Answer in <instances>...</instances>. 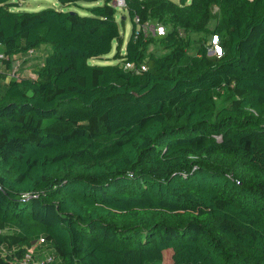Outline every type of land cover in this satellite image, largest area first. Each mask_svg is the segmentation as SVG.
Returning <instances> with one entry per match:
<instances>
[{"label": "trees", "instance_id": "obj_1", "mask_svg": "<svg viewBox=\"0 0 264 264\" xmlns=\"http://www.w3.org/2000/svg\"><path fill=\"white\" fill-rule=\"evenodd\" d=\"M58 1L88 14L0 0L4 54L52 49L0 83V264H264V0H125L126 44L114 0Z\"/></svg>", "mask_w": 264, "mask_h": 264}, {"label": "rangeland", "instance_id": "obj_2", "mask_svg": "<svg viewBox=\"0 0 264 264\" xmlns=\"http://www.w3.org/2000/svg\"><path fill=\"white\" fill-rule=\"evenodd\" d=\"M17 2V10H30V11H38L42 10L45 8H63L66 10H74L78 11L82 14H88V12L78 6L75 5H70V6H63L58 0H15ZM83 5H91L92 3H87V2H81ZM116 17L117 21L121 27V32L124 36L125 39V44L128 41L130 34H131V29H132V21L125 11V9L121 7H116ZM214 12H216V20L215 22H212L213 24L220 23L221 22V12L216 6L214 8ZM122 17H125V22L123 25V19ZM195 34H193L194 36ZM180 36L185 37L186 33L181 31ZM116 46V43L114 44V47ZM125 49V45L123 46V50ZM173 48H163L161 46V43L153 41L148 44L146 48V54H155V55H164L170 51H172ZM51 46L43 44L41 45L40 48L37 50H31L30 52H18L13 54L12 56H7L5 54V58L0 60V64L6 71L0 72L1 75H5L8 71L7 75H10V77H32L36 78L38 77L39 73V68L44 64L46 56L51 52ZM114 50L111 51L106 57L107 59L103 58H96V59H90V63L92 64H105L107 62H116L117 60H114ZM0 51H3L2 48L0 47ZM187 54L189 56H193L195 54V49H189L187 51ZM1 67V68H2ZM0 68V69H1ZM4 73V74H3ZM4 85V84H1ZM0 85V86H1ZM1 91H2V86H1ZM0 91V92H1ZM238 95V94H235ZM220 101V99H219ZM49 121L44 122V125L48 124ZM46 255V254H45ZM44 254H40V256H45ZM17 262V261H16ZM20 264V263H18ZM163 264H172V252L171 250H167L164 254V262Z\"/></svg>", "mask_w": 264, "mask_h": 264}, {"label": "built area", "instance_id": "obj_3", "mask_svg": "<svg viewBox=\"0 0 264 264\" xmlns=\"http://www.w3.org/2000/svg\"><path fill=\"white\" fill-rule=\"evenodd\" d=\"M114 4L119 7H125L126 2L125 0H114ZM137 22V30L136 34H140L143 32L146 35L152 36H160L165 35L166 29L161 24L151 23L149 21L142 23L139 17L135 18ZM223 52V47L220 43V39L218 35H213L210 46H209V53L210 54H217L221 55ZM5 58L4 52L0 51V60ZM125 68L128 69H135L136 71H141L146 69L145 64H141V66H137L134 62H126ZM47 241L45 238H40L35 244L31 245L25 250V253L19 260L20 264H53L54 263V255L47 250L46 246ZM40 254H46L45 256H40Z\"/></svg>", "mask_w": 264, "mask_h": 264}, {"label": "crops", "instance_id": "obj_4", "mask_svg": "<svg viewBox=\"0 0 264 264\" xmlns=\"http://www.w3.org/2000/svg\"><path fill=\"white\" fill-rule=\"evenodd\" d=\"M2 66H1V64H0V68H1ZM6 71L5 69H4V67H2L1 69H0V72H4V71ZM4 74V73H3ZM8 74V71H7V73L5 74V75H1L0 74V83L1 84H4V86L6 85V83H7V81H9L10 79H11V77H10V75H7Z\"/></svg>", "mask_w": 264, "mask_h": 264}]
</instances>
